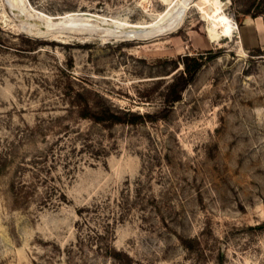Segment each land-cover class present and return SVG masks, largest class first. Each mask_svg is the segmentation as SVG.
Returning a JSON list of instances; mask_svg holds the SVG:
<instances>
[{
	"label": "rangeland",
	"instance_id": "1",
	"mask_svg": "<svg viewBox=\"0 0 264 264\" xmlns=\"http://www.w3.org/2000/svg\"><path fill=\"white\" fill-rule=\"evenodd\" d=\"M0 264H264V0H0Z\"/></svg>",
	"mask_w": 264,
	"mask_h": 264
},
{
	"label": "bare ground",
	"instance_id": "2",
	"mask_svg": "<svg viewBox=\"0 0 264 264\" xmlns=\"http://www.w3.org/2000/svg\"><path fill=\"white\" fill-rule=\"evenodd\" d=\"M14 1V0H13ZM215 2V1H214ZM218 2V1H217ZM216 2V3H217ZM216 3H213L212 2V5L210 3L211 6H208L209 8L208 9H204L203 10V15H204V18L207 19L208 21L211 22L212 24V27H211V31H215V29L217 28L216 26L220 25L221 28L225 31L226 35H229L231 34L237 27H236V24L229 18L227 17V15H224L221 13V8L219 6L216 5ZM219 4V3H218ZM28 5V4H27ZM17 6V5H16ZM18 7V6H17ZM223 8V7H222ZM212 12V16H210V11ZM223 11V10H222ZM176 13V12H175ZM180 13V12H179ZM73 18H72V17ZM70 17L72 18L70 21H79V22H89L93 19H98L99 16L96 15V14H92V13H89V12H81V13H75V14H72L70 15ZM68 19V18H67ZM68 20V21H69ZM67 21V22H68ZM95 21V20H94ZM105 21V20H104ZM177 21V20H176ZM207 21V22H208ZM76 22V21H75ZM96 23V22H95ZM101 23V22H100ZM102 23H103V19H102ZM101 23V25H103ZM182 23V22H181ZM85 24V23H84ZM210 24V23H209ZM75 25V24H74ZM98 25V24H97ZM96 25V26H97ZM35 26V25H34ZM51 26V25H50ZM73 26V25H71ZM142 27V26H140ZM67 28V26L65 27ZM145 28V27H144ZM177 28V27H176ZM113 29V28H112ZM29 30V29H28ZM214 31L212 32V34H214ZM46 32V31H45ZM52 32V31H51ZM55 32V31H53ZM41 33V32H40ZM48 33V31H47ZM167 33V32H166ZM224 33V32H223ZM44 34V33H43ZM125 35V34H124ZM43 36V35H42ZM133 36L131 35V38ZM213 40V39H212Z\"/></svg>",
	"mask_w": 264,
	"mask_h": 264
},
{
	"label": "trees",
	"instance_id": "3",
	"mask_svg": "<svg viewBox=\"0 0 264 264\" xmlns=\"http://www.w3.org/2000/svg\"><path fill=\"white\" fill-rule=\"evenodd\" d=\"M248 15H252L251 14V12L249 11L248 13H247ZM260 14H256V15H253L254 17H257V16H259ZM187 60H189V59H187ZM184 65H187V63L185 62L184 63ZM196 70V69H195ZM194 70V71H195ZM196 73V71L195 72H193V71H191V70H187L186 71V74L187 75H189V79H185V80H183V82H181V84L180 83H174L173 85H172V88L174 89V90H176V92H177V94H176V96L175 97H172L171 98V96H169V102L170 103H173V102H175V101H178V99H179V96H178V92L180 93V91H182V89L183 88H185L186 87V85L187 84H189L193 79H194V77H195V74ZM172 89V90H173ZM115 118H114V120H112V122L113 123H122V122H124V120H122L121 118H119V116H114ZM156 119V118H154V117H151V116H146V117H143V116H138L137 117V119L135 120V121H137V120H145V119ZM132 123H135V122H132Z\"/></svg>",
	"mask_w": 264,
	"mask_h": 264
}]
</instances>
